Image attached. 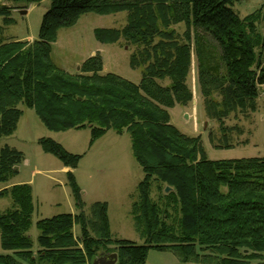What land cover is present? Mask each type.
<instances>
[{
    "label": "trees",
    "instance_id": "trees-1",
    "mask_svg": "<svg viewBox=\"0 0 264 264\" xmlns=\"http://www.w3.org/2000/svg\"><path fill=\"white\" fill-rule=\"evenodd\" d=\"M42 1L0 0L3 24L13 22L15 9ZM49 1L37 41H6L0 33V138L15 132L20 107L33 109L50 132L89 129L92 141L109 131L127 133L144 175L131 209L144 243L112 240L107 206L95 203L88 216L80 211L38 221L34 251L31 188L14 185L0 192L13 204L0 215V264H92L111 253L117 254V264H145L151 249L171 252L183 263L264 264V158L210 161L200 138L181 134L169 116L176 105L192 102L187 80L194 56L206 115L219 124L215 147H233L230 135L237 128L224 121L235 113H255L264 88V34L257 29L264 6L240 19L232 9L239 0ZM118 13H126L124 28L97 29L95 39L135 48L130 67L142 69L138 85L103 74L99 56L84 62L77 75L53 63L51 45L61 29L84 15ZM39 145L64 167L78 164L79 156L52 140L41 139ZM22 161V153L1 148L0 183Z\"/></svg>",
    "mask_w": 264,
    "mask_h": 264
},
{
    "label": "rangeland",
    "instance_id": "rangeland-1",
    "mask_svg": "<svg viewBox=\"0 0 264 264\" xmlns=\"http://www.w3.org/2000/svg\"><path fill=\"white\" fill-rule=\"evenodd\" d=\"M263 6L264 0H239L234 3L232 9L240 19H244ZM49 7L50 1L43 0L39 5L27 6L26 10L20 9L28 11L26 15H20L19 10L15 9L11 15L13 22L10 25H4L0 17V33L3 39L26 41L30 44L37 41L42 18ZM125 25L126 13L109 16L84 15L71 28L58 32L55 43L51 45V59L61 70L77 75L84 62L99 56L102 60L103 74H114L138 85L142 69L130 67V56L135 48L126 46L124 42L107 45L95 39L97 29L121 30ZM176 29L179 33L184 31L183 26ZM257 29L264 34V16L257 23ZM261 61L264 65V51ZM164 83L166 85L168 82ZM187 85L193 95L192 102L186 107L176 105L170 109V121L181 134L200 138L207 159L221 161L264 158L263 87L260 88L255 113H235L224 121L227 128L237 129L230 135L233 147L221 149L215 147L221 139L219 124L207 117L199 92L194 56ZM20 109L23 114L16 130L13 135L0 138V149L8 146L17 150L22 153L23 161L15 167L18 168L17 172L6 183H0V192L14 185L30 186L34 213L29 236L33 242V250H37L38 221L64 214H79L80 211L88 216L95 203H105L107 206L112 240L143 245L144 241L134 228L131 209L137 199V186L144 175L133 159L129 135L109 131L92 141L89 129L50 132L42 125L33 109L28 107ZM41 139L52 140L69 154L79 156L76 167L74 169L64 167L55 156L44 152L39 145ZM69 173L80 194L81 210H78L76 205ZM157 197L158 194L153 188V199L156 200ZM12 207V201L8 197L0 196V215ZM78 232V228H75L76 237ZM145 264L204 263H183L171 252L151 249L147 253Z\"/></svg>",
    "mask_w": 264,
    "mask_h": 264
},
{
    "label": "water",
    "instance_id": "water-1",
    "mask_svg": "<svg viewBox=\"0 0 264 264\" xmlns=\"http://www.w3.org/2000/svg\"><path fill=\"white\" fill-rule=\"evenodd\" d=\"M20 15H26V11H20ZM17 169V168H15ZM169 188L165 189V192H169ZM117 254L116 253H111V254H106L103 257L96 258L92 264H117Z\"/></svg>",
    "mask_w": 264,
    "mask_h": 264
},
{
    "label": "flooded vegetation",
    "instance_id": "flooded-vegetation-1",
    "mask_svg": "<svg viewBox=\"0 0 264 264\" xmlns=\"http://www.w3.org/2000/svg\"><path fill=\"white\" fill-rule=\"evenodd\" d=\"M104 255H106V254H101V255H99L97 258H99V257H103Z\"/></svg>",
    "mask_w": 264,
    "mask_h": 264
},
{
    "label": "crops",
    "instance_id": "crops-1",
    "mask_svg": "<svg viewBox=\"0 0 264 264\" xmlns=\"http://www.w3.org/2000/svg\"><path fill=\"white\" fill-rule=\"evenodd\" d=\"M28 12V11H27ZM27 14V13H26Z\"/></svg>",
    "mask_w": 264,
    "mask_h": 264
}]
</instances>
